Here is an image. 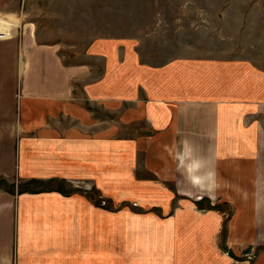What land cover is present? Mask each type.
Returning a JSON list of instances; mask_svg holds the SVG:
<instances>
[{"label": "crops", "instance_id": "crops-1", "mask_svg": "<svg viewBox=\"0 0 264 264\" xmlns=\"http://www.w3.org/2000/svg\"><path fill=\"white\" fill-rule=\"evenodd\" d=\"M9 21L0 264H264L263 68L243 57L148 63L128 40L96 41L68 63ZM184 147L204 162L198 187L177 169Z\"/></svg>", "mask_w": 264, "mask_h": 264}, {"label": "rangeland", "instance_id": "rangeland-1", "mask_svg": "<svg viewBox=\"0 0 264 264\" xmlns=\"http://www.w3.org/2000/svg\"><path fill=\"white\" fill-rule=\"evenodd\" d=\"M0 4L4 13L0 22L9 30L8 36L0 37L12 36L17 25L9 20L19 22L17 33L29 23L37 39L55 43L68 63L84 61L96 41L128 40L148 63L183 56L243 57L264 69V0H0ZM20 182L16 180L12 190ZM30 182L37 183L25 181L27 186L19 190L30 189ZM95 195L101 206L108 204L106 196Z\"/></svg>", "mask_w": 264, "mask_h": 264}, {"label": "clouds", "instance_id": "clouds-1", "mask_svg": "<svg viewBox=\"0 0 264 264\" xmlns=\"http://www.w3.org/2000/svg\"><path fill=\"white\" fill-rule=\"evenodd\" d=\"M177 169L183 170V174L188 182L193 186H200L205 181V176L201 174L204 162L201 159L192 158L190 150L181 148L175 156ZM208 177L214 178V172H208Z\"/></svg>", "mask_w": 264, "mask_h": 264}]
</instances>
